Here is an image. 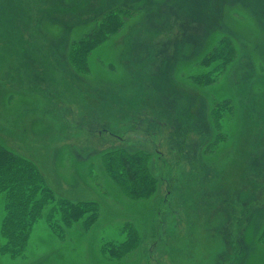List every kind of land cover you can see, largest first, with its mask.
<instances>
[{
    "label": "rangeland",
    "instance_id": "obj_1",
    "mask_svg": "<svg viewBox=\"0 0 264 264\" xmlns=\"http://www.w3.org/2000/svg\"><path fill=\"white\" fill-rule=\"evenodd\" d=\"M113 9L126 25L78 72L73 44ZM224 37L237 59L197 86ZM217 102L233 112L222 130ZM0 142L56 198L99 207L95 223L56 232L46 206L11 257L1 195L0 264H264V1L0 0ZM118 150L151 156L155 194L133 201L114 184L104 155ZM126 223L141 244L110 259L102 249L126 240Z\"/></svg>",
    "mask_w": 264,
    "mask_h": 264
},
{
    "label": "trees",
    "instance_id": "obj_2",
    "mask_svg": "<svg viewBox=\"0 0 264 264\" xmlns=\"http://www.w3.org/2000/svg\"><path fill=\"white\" fill-rule=\"evenodd\" d=\"M129 15L128 11L122 9L106 12L91 32L73 44L70 61L78 72L88 71L91 54L101 43L115 36L126 25V17ZM236 54L233 41L228 37L222 38L201 62V66L209 71L190 79L199 87L216 83L229 65L237 59ZM231 111L232 107L228 102L215 104L211 115L218 130L223 128V119L233 114ZM220 135L216 137L217 140ZM104 164L114 184L130 200L147 199L159 188L160 181L151 169V156L145 152H109L104 155ZM1 195L5 197L2 235L6 243L3 251L11 257L19 256L24 251L32 228L48 205L50 210L46 221L56 232L60 231L63 225L67 227L80 220L89 226L99 218L97 203H73L67 199L56 198L34 162L11 151L0 142ZM123 231L127 234L123 243L117 247L107 244L102 249L104 254L110 255V259L118 260L141 244L138 231L131 223L124 224ZM259 242L264 245V226Z\"/></svg>",
    "mask_w": 264,
    "mask_h": 264
},
{
    "label": "flooded vegetation",
    "instance_id": "obj_3",
    "mask_svg": "<svg viewBox=\"0 0 264 264\" xmlns=\"http://www.w3.org/2000/svg\"><path fill=\"white\" fill-rule=\"evenodd\" d=\"M104 132H107L106 130H104Z\"/></svg>",
    "mask_w": 264,
    "mask_h": 264
},
{
    "label": "bare ground",
    "instance_id": "obj_4",
    "mask_svg": "<svg viewBox=\"0 0 264 264\" xmlns=\"http://www.w3.org/2000/svg\"><path fill=\"white\" fill-rule=\"evenodd\" d=\"M261 1H264V0H261Z\"/></svg>",
    "mask_w": 264,
    "mask_h": 264
}]
</instances>
